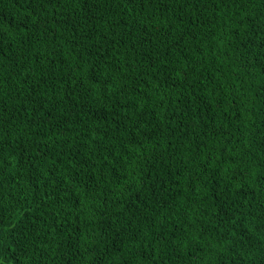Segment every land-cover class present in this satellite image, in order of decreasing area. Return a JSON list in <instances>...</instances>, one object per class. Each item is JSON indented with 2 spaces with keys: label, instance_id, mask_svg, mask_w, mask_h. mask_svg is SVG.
Here are the masks:
<instances>
[{
  "label": "trees",
  "instance_id": "trees-1",
  "mask_svg": "<svg viewBox=\"0 0 264 264\" xmlns=\"http://www.w3.org/2000/svg\"><path fill=\"white\" fill-rule=\"evenodd\" d=\"M0 264H264V0H0Z\"/></svg>",
  "mask_w": 264,
  "mask_h": 264
}]
</instances>
